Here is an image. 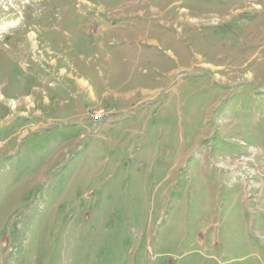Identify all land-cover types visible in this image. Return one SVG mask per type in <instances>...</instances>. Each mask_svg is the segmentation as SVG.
I'll return each mask as SVG.
<instances>
[{
	"label": "rangeland",
	"instance_id": "374dc122",
	"mask_svg": "<svg viewBox=\"0 0 264 264\" xmlns=\"http://www.w3.org/2000/svg\"><path fill=\"white\" fill-rule=\"evenodd\" d=\"M0 264H264V0H0Z\"/></svg>",
	"mask_w": 264,
	"mask_h": 264
}]
</instances>
